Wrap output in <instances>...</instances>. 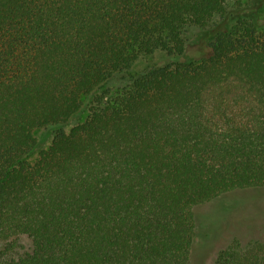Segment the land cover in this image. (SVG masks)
Returning <instances> with one entry per match:
<instances>
[{
	"label": "trees",
	"instance_id": "16d2710c",
	"mask_svg": "<svg viewBox=\"0 0 264 264\" xmlns=\"http://www.w3.org/2000/svg\"><path fill=\"white\" fill-rule=\"evenodd\" d=\"M229 2L0 0V264H196L199 210L264 190V26L242 3L220 26Z\"/></svg>",
	"mask_w": 264,
	"mask_h": 264
},
{
	"label": "rangeland",
	"instance_id": "374dc122",
	"mask_svg": "<svg viewBox=\"0 0 264 264\" xmlns=\"http://www.w3.org/2000/svg\"><path fill=\"white\" fill-rule=\"evenodd\" d=\"M230 8L227 21L220 22V26L230 25L233 23L236 14H238L237 7H244V12H249L248 17L259 21L264 26V12H260L259 8H264V0H229ZM191 45L189 47L188 55H192L197 49L198 44L195 40H199L197 29H193L190 33ZM201 40V39H200ZM164 53L157 52L153 56L142 57L134 65L133 69L129 71L130 74H138L148 68L154 63L164 61ZM125 76L127 73L116 76L112 79L110 85L116 89L125 84ZM88 110L82 111L71 121L61 125L69 129L73 124L85 118ZM59 127V128H60ZM57 126H50L39 128L34 131V135L38 139L37 148L29 155L28 159L34 161L41 149L47 148L55 134ZM242 201L245 203H236L233 207H221L214 204L203 206L199 210V217L201 224L208 227L209 235L206 240L202 239L199 242L200 255L197 256L196 264H212L218 251L225 247L229 241L235 236H240L243 240L249 238L260 239L264 241V190L240 193ZM238 196V194L236 195Z\"/></svg>",
	"mask_w": 264,
	"mask_h": 264
}]
</instances>
